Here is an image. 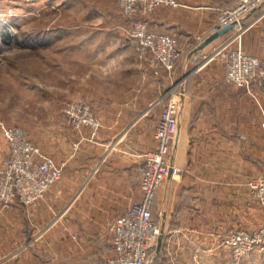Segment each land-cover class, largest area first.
I'll use <instances>...</instances> for the list:
<instances>
[{
	"label": "crops",
	"instance_id": "0c3cea01",
	"mask_svg": "<svg viewBox=\"0 0 264 264\" xmlns=\"http://www.w3.org/2000/svg\"><path fill=\"white\" fill-rule=\"evenodd\" d=\"M237 0H191L173 16L157 11L149 25L177 35L183 78L178 128L170 147L178 168L156 189L152 216L159 233L146 264H229L220 238L232 229L254 228L264 211L246 186L264 173L262 108L245 89L227 83L223 61L206 59L238 33L232 27L197 49L195 36L217 30L216 12ZM242 50L264 61V3L243 19ZM125 84L100 95L93 106L100 125L81 128L77 149L62 157L56 183L34 206L15 201L0 211V264H107L110 225L141 196L137 167L155 147L152 130L169 94L168 77L148 61H134ZM176 77V75H175Z\"/></svg>",
	"mask_w": 264,
	"mask_h": 264
},
{
	"label": "rangeland",
	"instance_id": "374dc122",
	"mask_svg": "<svg viewBox=\"0 0 264 264\" xmlns=\"http://www.w3.org/2000/svg\"><path fill=\"white\" fill-rule=\"evenodd\" d=\"M173 1L133 14L119 0H0V122L22 127L53 159L77 149L76 137L83 126L67 124L65 102L84 101L97 118L93 106L98 96L107 97L112 87L125 84L124 71L134 58L150 61L148 56H139L138 42L132 36L135 22H144L147 31L170 34L178 42L172 32L149 25L157 11L173 16L176 6L191 0ZM205 36L197 34L195 46ZM167 77L170 86L175 77ZM6 151L0 132V161ZM260 205L264 211V204ZM229 264H264V253L249 252L239 259L230 253Z\"/></svg>",
	"mask_w": 264,
	"mask_h": 264
},
{
	"label": "built area",
	"instance_id": "2783aa9c",
	"mask_svg": "<svg viewBox=\"0 0 264 264\" xmlns=\"http://www.w3.org/2000/svg\"><path fill=\"white\" fill-rule=\"evenodd\" d=\"M162 2L175 4L173 0H119L118 4L129 13L144 14ZM263 3L264 0H237L234 5L219 9L216 28L234 24L239 32L205 56L208 60L216 56L221 58L225 81L245 89L261 108L258 91H264V61L244 52L237 42V35L244 28V17ZM145 25L142 21L133 24L132 36L138 42L139 56L149 57L154 73L163 68L169 77L174 78L181 56L176 38L166 33L147 31ZM197 38L200 40L201 37ZM182 81L183 78L175 77L166 91L169 98L152 130L155 147L142 154L137 167L141 196L133 200L110 225L109 244L112 255L107 258V264H146L156 244L159 227L152 216V204L156 189L168 175L178 171L171 162L170 147L178 128ZM261 110L264 137V110ZM63 113L67 124L73 128L87 126L91 135L96 133L100 125L90 105L84 101L65 102ZM0 132L7 146L0 161V211L15 201L25 206H34L58 181L62 165L34 144L22 127L0 122ZM246 186L249 193L264 204V174L249 177ZM220 244L228 248L235 259L249 252L264 253V224L253 229H234L220 238ZM189 264H200L198 256L194 255Z\"/></svg>",
	"mask_w": 264,
	"mask_h": 264
},
{
	"label": "water",
	"instance_id": "95a60500",
	"mask_svg": "<svg viewBox=\"0 0 264 264\" xmlns=\"http://www.w3.org/2000/svg\"><path fill=\"white\" fill-rule=\"evenodd\" d=\"M234 26V24H229L227 26H224L222 28H218L216 31H214L211 35L207 36L202 43H200L197 46V49L202 48L205 46L208 42H210L212 39L217 37L218 35H221L222 33L226 32L227 30L231 29Z\"/></svg>",
	"mask_w": 264,
	"mask_h": 264
},
{
	"label": "trees",
	"instance_id": "16d2710c",
	"mask_svg": "<svg viewBox=\"0 0 264 264\" xmlns=\"http://www.w3.org/2000/svg\"><path fill=\"white\" fill-rule=\"evenodd\" d=\"M2 34V33H1Z\"/></svg>",
	"mask_w": 264,
	"mask_h": 264
}]
</instances>
